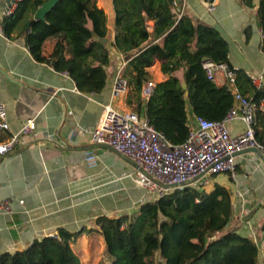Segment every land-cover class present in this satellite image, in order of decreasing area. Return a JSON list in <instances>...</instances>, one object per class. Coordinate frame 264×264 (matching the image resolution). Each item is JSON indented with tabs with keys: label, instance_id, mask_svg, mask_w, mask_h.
Here are the masks:
<instances>
[{
	"label": "trees",
	"instance_id": "obj_1",
	"mask_svg": "<svg viewBox=\"0 0 264 264\" xmlns=\"http://www.w3.org/2000/svg\"><path fill=\"white\" fill-rule=\"evenodd\" d=\"M45 1H20L1 17L2 32L10 39L23 37L36 61L43 59L47 38L66 32L74 56L66 58L60 39L47 63L66 72L80 91L101 92L110 63V50L102 41L110 35L105 10L97 0H59L45 19L35 20ZM175 1L114 0L112 45L126 58L120 75L128 80L126 104L143 113L172 144H182L190 132L189 106L196 117L213 121L223 120L235 106L234 93L218 85L203 66L205 61L226 63L241 92L258 106L252 126L256 140L264 145V85L256 86L246 71L233 66L228 41L217 28L177 14ZM242 3L253 7L256 0ZM257 18L264 51V0H259ZM157 62L165 76L161 80L153 70ZM149 81L154 88L144 100L142 89ZM232 220L229 188L218 183L211 190L188 186L147 200L131 215H100L90 229L60 227L57 234L35 239L25 249L0 254V264H84L75 243L85 232L103 236L110 264H261L255 239L230 228Z\"/></svg>",
	"mask_w": 264,
	"mask_h": 264
},
{
	"label": "crops",
	"instance_id": "obj_2",
	"mask_svg": "<svg viewBox=\"0 0 264 264\" xmlns=\"http://www.w3.org/2000/svg\"><path fill=\"white\" fill-rule=\"evenodd\" d=\"M10 1L0 0V19ZM97 3L107 14L111 44L108 82L99 93L80 91L68 74L47 63L60 39L65 42L66 58L74 56L66 32L47 38L43 59L36 61L23 37L10 39L0 26V104L5 106L11 126V131H0V141L17 132L24 121L35 120L34 133L16 151L0 156V254L25 249L35 239L57 234L60 227L71 231L90 229L100 215H131L144 194L131 177L135 163L113 147L95 145L92 140L105 106L113 105L120 96L115 95L114 86L126 62L112 45L114 0ZM258 4L259 0L253 7L245 6L242 0H218L210 9L208 0H176L174 11L217 28L228 41L233 66L260 77L264 85ZM153 70L159 80L165 78L159 62ZM178 76L183 80L182 70ZM214 80L218 85H226L227 81L221 71ZM188 111L190 124L195 125L196 116L190 106ZM229 127L233 135H238L247 125L236 119ZM234 156V170L214 176L210 190L216 183L230 189L233 220L229 227L255 239L264 264V154L245 148ZM6 201L10 211L3 208ZM86 241L89 247L96 241L105 245L100 233L85 232L75 243L83 261L90 251Z\"/></svg>",
	"mask_w": 264,
	"mask_h": 264
},
{
	"label": "built area",
	"instance_id": "obj_3",
	"mask_svg": "<svg viewBox=\"0 0 264 264\" xmlns=\"http://www.w3.org/2000/svg\"><path fill=\"white\" fill-rule=\"evenodd\" d=\"M20 1L22 0H11L5 14L12 13ZM217 3L218 0H208L210 9ZM203 66L213 79L218 71L223 72L227 79L226 85L235 95L236 104L223 120L196 117L195 125L190 126L187 140L174 145L143 113L123 111L108 104L92 132L95 145L113 147L123 157L135 163L136 170L131 177L144 193L137 201L138 207L147 200L159 199L174 189L188 186L207 189L214 176L234 170V155L237 151L256 147L264 154V145L256 140L252 126L258 106L241 92L235 73L226 63L205 61ZM121 71L122 69L114 86L115 95H123L128 91V83L120 76ZM251 78L256 86H261L260 77ZM153 88V81L144 85L141 93L144 100L151 96ZM260 108L264 109V100L261 101ZM236 119L244 121L247 128L241 134L233 135L229 124ZM0 131H11L8 112L2 104ZM34 131L35 120L24 121L17 132H12L7 139L0 141V156L16 151ZM19 202L23 203L24 200L20 199ZM3 208L10 211V203L4 202Z\"/></svg>",
	"mask_w": 264,
	"mask_h": 264
},
{
	"label": "rangeland",
	"instance_id": "obj_4",
	"mask_svg": "<svg viewBox=\"0 0 264 264\" xmlns=\"http://www.w3.org/2000/svg\"><path fill=\"white\" fill-rule=\"evenodd\" d=\"M127 94V93H126ZM124 95V94H123ZM116 96L114 100V107L121 109L123 111H132V107L128 106L126 104V96ZM213 186L212 181L207 186V189L210 190V188ZM96 239V238H95ZM89 242L86 241L87 246V255L84 257V264H110V257L107 253V250L105 248V245L100 244L99 242H94L92 246L89 247Z\"/></svg>",
	"mask_w": 264,
	"mask_h": 264
},
{
	"label": "water",
	"instance_id": "obj_5",
	"mask_svg": "<svg viewBox=\"0 0 264 264\" xmlns=\"http://www.w3.org/2000/svg\"><path fill=\"white\" fill-rule=\"evenodd\" d=\"M59 0H46L45 2H43L38 9L36 10L35 14H34V19L35 20H39V19H45L47 13L57 4ZM11 2V1H10ZM30 26V24L27 25V28ZM98 38V37H97ZM107 47L109 48L111 46L110 44V38L107 37L105 39L102 40ZM183 88L188 91V87L185 81H183L182 83ZM250 151H255V152H259V149L256 147H250L249 148ZM236 154V153H235ZM168 187V186H166Z\"/></svg>",
	"mask_w": 264,
	"mask_h": 264
}]
</instances>
